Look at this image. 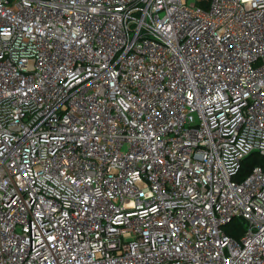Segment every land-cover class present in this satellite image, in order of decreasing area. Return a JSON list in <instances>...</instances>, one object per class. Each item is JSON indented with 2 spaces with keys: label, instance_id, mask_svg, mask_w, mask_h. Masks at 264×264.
Wrapping results in <instances>:
<instances>
[{
  "label": "built area",
  "instance_id": "1",
  "mask_svg": "<svg viewBox=\"0 0 264 264\" xmlns=\"http://www.w3.org/2000/svg\"><path fill=\"white\" fill-rule=\"evenodd\" d=\"M0 264H264V0H0Z\"/></svg>",
  "mask_w": 264,
  "mask_h": 264
},
{
  "label": "trees",
  "instance_id": "2",
  "mask_svg": "<svg viewBox=\"0 0 264 264\" xmlns=\"http://www.w3.org/2000/svg\"><path fill=\"white\" fill-rule=\"evenodd\" d=\"M255 156H249L246 161V172L249 170L252 165L251 158ZM244 223L239 219H233L225 226V231L227 234L231 235L234 238H238L239 235L243 232Z\"/></svg>",
  "mask_w": 264,
  "mask_h": 264
}]
</instances>
